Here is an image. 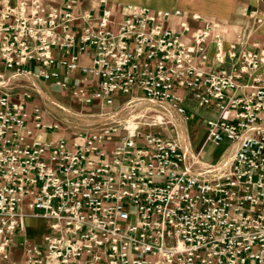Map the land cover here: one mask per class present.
Here are the masks:
<instances>
[{"label":"built area","instance_id":"built-area-1","mask_svg":"<svg viewBox=\"0 0 264 264\" xmlns=\"http://www.w3.org/2000/svg\"><path fill=\"white\" fill-rule=\"evenodd\" d=\"M86 1L0 0V80L185 121L189 94L214 109L206 142L229 156L201 164L177 139L115 124L58 135L41 95L0 84V264H264V11L227 41L180 10ZM27 218L45 232L14 242Z\"/></svg>","mask_w":264,"mask_h":264},{"label":"rangeland","instance_id":"rangeland-1","mask_svg":"<svg viewBox=\"0 0 264 264\" xmlns=\"http://www.w3.org/2000/svg\"><path fill=\"white\" fill-rule=\"evenodd\" d=\"M87 1L94 5L97 4L99 0ZM102 1H105L106 4L111 7L133 4L145 6L152 10H180L186 15H194L196 13L202 20L216 23L218 25L219 33L227 41L236 40V37L246 30H253L251 19L248 16L249 11L246 12L245 10L246 0H230L234 8L233 11L230 9L231 13H227L225 18H221L218 14L211 11H203V0H109L108 3V0ZM191 24L194 27H198L200 23L191 22ZM6 77L7 76H4V78L0 80V84L7 86L12 83V86L8 88H13L10 91L13 96H20L26 89L31 93L33 102L41 103L42 100L39 98L41 94L38 91V89H40L44 93L48 94L53 102L64 109V111H62L55 107V104H52L41 95L46 107L48 108V110H46L45 117L48 120L56 119L61 123L58 135L73 136L77 132H90L92 130L99 129L105 124H115L125 127L128 126L129 128H138L141 132H159L163 135L170 136L173 139H177L179 142L183 133L186 131L188 135L187 141H190L193 149L194 147H198L199 144L206 139V130L203 132V121L205 120V117H194L191 119L189 115L192 114L193 111L189 109L190 102L188 101L183 104L186 110L185 116L188 118V120L185 121L181 116L176 115L171 110L164 108L161 105L147 102L136 103L133 106L125 108H122L120 105L114 106L111 110H106L105 108L96 105H77L70 97L69 90L60 91L53 87L49 88L48 83L40 82L34 77L16 76L9 81H7ZM123 100L124 98H121L120 101ZM92 114H97V117L92 118V116H90ZM110 115H114V118H108ZM86 119H88L89 122H85L84 120ZM183 126L186 128L184 132L182 131ZM181 146L183 147L182 144ZM224 147V143L219 146H212L210 148L211 152L203 154L202 158L206 160H213L218 156H222L221 159L224 160L227 156H229L227 152L223 154ZM197 156L198 159H201L198 154ZM219 160L220 158L218 161ZM205 163L211 164L210 162ZM45 230L46 222L43 221V226L39 236H41Z\"/></svg>","mask_w":264,"mask_h":264},{"label":"crops","instance_id":"crops-1","mask_svg":"<svg viewBox=\"0 0 264 264\" xmlns=\"http://www.w3.org/2000/svg\"><path fill=\"white\" fill-rule=\"evenodd\" d=\"M109 2V0L107 1V3ZM97 6V4H94L92 5L89 1H86V2H81L80 4V7L81 9H87V10H90V9H95ZM253 9H256L258 11H264V4L261 3L260 1L258 0H246V12L250 11V10H253ZM254 38H258V39H261L262 36H261V30H257L255 31L252 36H251V40L254 39ZM188 101L190 102V105H189V109H191L193 111L192 114L189 115V117L191 119H193L194 117L195 118H206L208 116H214L215 115V111L213 108L211 107H199L197 106L196 102L190 97L189 94H187L185 96V99H184V102L183 104ZM185 107V106H184ZM204 122V121H203ZM205 130V127L203 128V132ZM55 135H47V138L48 139H51L53 138ZM211 144H208L206 142V139L201 142L199 144L198 147H194V150L196 151V153L200 156L201 159H203L205 162H210L211 164H214L218 161V159L221 157H216L215 159L213 160H206L204 158H202V155L205 154V153H210V148L212 146H210ZM204 164H208V163H204ZM39 223V229L36 231V232H31V231H28L25 227V225L27 223L29 224H34V223ZM42 226H43V220L39 219V218H27L24 220L23 222V227H22V231L18 232L15 237H14V242H17V243H20L21 240L25 237H29L30 239L32 240H36L37 239V236L40 235V231L42 229ZM20 253H21V247L19 245H16L15 248L12 250V255H13V258L14 259H18L20 257ZM4 264V263H3Z\"/></svg>","mask_w":264,"mask_h":264},{"label":"bare ground","instance_id":"bare-ground-1","mask_svg":"<svg viewBox=\"0 0 264 264\" xmlns=\"http://www.w3.org/2000/svg\"><path fill=\"white\" fill-rule=\"evenodd\" d=\"M202 7H203V11L207 10V11H211V12H214L216 14H218V16H220L221 18H225L227 16V13H231L230 12V9H232L233 11V8L234 6L232 5V2L230 0H203L202 1ZM195 16H198L196 13L194 14ZM39 93L44 97L46 98L48 101H50L52 104H55V102L52 101V99L50 98V96L46 93H44L42 90L38 89ZM148 103V102H147ZM139 113V111H138ZM142 114V113H141ZM115 115V114H114ZM114 115H110L108 118L112 119L114 118ZM92 116V118L94 117H97V114H92L90 115ZM133 116V115H132ZM103 117V116H101ZM135 117V116H134ZM105 118V117H104ZM85 122H89L88 119L84 120ZM98 121V120H97ZM168 121V120H167ZM186 128L183 126V129L182 131L184 132ZM182 132V133H183ZM182 136V135H181ZM180 136V137H181ZM187 138H188V135L185 131V133H183V136L181 137L180 139V143L183 145L182 149L187 153L189 154V156L191 158H194L196 160L197 158V154L195 153L190 141H187ZM226 159H228V156L226 157ZM225 159V160H226ZM198 161L201 163V164H204L205 161L201 160V159H198ZM26 229L28 231H31V232H36L38 229H39V223H34V224H29L27 223L25 225Z\"/></svg>","mask_w":264,"mask_h":264}]
</instances>
